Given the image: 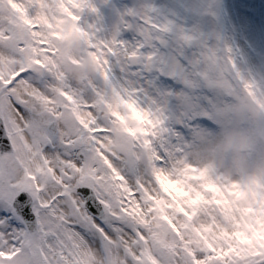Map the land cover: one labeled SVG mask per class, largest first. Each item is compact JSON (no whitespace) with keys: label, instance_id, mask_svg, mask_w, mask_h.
<instances>
[{"label":"snow or ice","instance_id":"6c2138e0","mask_svg":"<svg viewBox=\"0 0 264 264\" xmlns=\"http://www.w3.org/2000/svg\"><path fill=\"white\" fill-rule=\"evenodd\" d=\"M64 3L85 34L76 65L46 38L49 18L66 16L61 0H29L28 31L0 19V264H264V246L221 255L184 242L191 217L164 206L159 180L187 192L196 177L183 173L186 137L198 142L202 125L216 127L237 96L264 97V87L231 48L157 22L149 6L121 17L135 32L125 40L82 24L86 9L97 11L91 0Z\"/></svg>","mask_w":264,"mask_h":264},{"label":"rangeland","instance_id":"374dc122","mask_svg":"<svg viewBox=\"0 0 264 264\" xmlns=\"http://www.w3.org/2000/svg\"><path fill=\"white\" fill-rule=\"evenodd\" d=\"M75 3V0H68ZM97 11L86 9L82 24H95L99 35L110 37L120 29L121 39L132 40L135 32L124 27L122 16L129 9L149 6L153 18L159 22L171 21L174 26L195 30L211 46L221 52L231 48V54L247 77L264 87V0H91ZM29 0H0V19L10 21L25 31L29 30ZM66 16L49 18L47 39L57 47L60 57H68L73 65L79 61V38L84 37L76 24L79 17L61 0ZM128 22L135 24L132 17ZM7 53L0 52V59ZM209 76L222 79L217 63L207 66ZM264 97L241 93L217 116L216 127H201L207 134L198 142L189 134V164L183 168L185 176H195L194 183L185 185L162 172L160 183L169 193L164 206L183 210L191 219L188 228L180 227L184 242L199 240L211 245L219 254H244L264 246V165L249 159L245 162L236 155L238 150L229 146L226 133L236 127L264 123ZM217 170L225 179L216 183L205 177L204 170ZM183 219V218H181ZM163 223V221H160ZM179 226V221H178ZM165 227H168L165 225ZM171 232L172 229H169ZM194 246V244H193Z\"/></svg>","mask_w":264,"mask_h":264},{"label":"clouds","instance_id":"9594fccd","mask_svg":"<svg viewBox=\"0 0 264 264\" xmlns=\"http://www.w3.org/2000/svg\"><path fill=\"white\" fill-rule=\"evenodd\" d=\"M229 146H235L238 150L247 149V152L237 151L236 155L247 162L264 165V123L253 124L247 127L236 126L226 133Z\"/></svg>","mask_w":264,"mask_h":264},{"label":"bare ground","instance_id":"6f19581e","mask_svg":"<svg viewBox=\"0 0 264 264\" xmlns=\"http://www.w3.org/2000/svg\"><path fill=\"white\" fill-rule=\"evenodd\" d=\"M6 53V52H5Z\"/></svg>","mask_w":264,"mask_h":264}]
</instances>
